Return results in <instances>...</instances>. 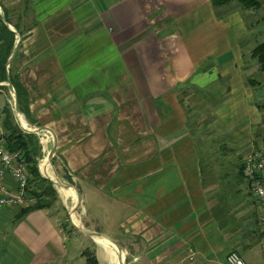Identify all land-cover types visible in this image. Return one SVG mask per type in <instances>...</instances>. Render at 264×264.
Returning <instances> with one entry per match:
<instances>
[{
	"label": "crops",
	"instance_id": "obj_1",
	"mask_svg": "<svg viewBox=\"0 0 264 264\" xmlns=\"http://www.w3.org/2000/svg\"><path fill=\"white\" fill-rule=\"evenodd\" d=\"M256 13L212 0H0L15 47L21 39L10 67L40 128L28 134L43 151L56 143L51 162L79 192L86 230L122 252L66 233L52 209L5 207L0 264H79L86 249L99 264H227L233 252L264 264L258 201L241 174L247 150L264 153ZM12 96L4 88L0 113L10 106L22 129ZM209 136L241 164L211 159ZM2 183L17 190L9 174Z\"/></svg>",
	"mask_w": 264,
	"mask_h": 264
},
{
	"label": "trees",
	"instance_id": "obj_2",
	"mask_svg": "<svg viewBox=\"0 0 264 264\" xmlns=\"http://www.w3.org/2000/svg\"><path fill=\"white\" fill-rule=\"evenodd\" d=\"M233 3L238 4L246 11L261 9L259 0H212V5L215 9L227 7ZM15 42V34L8 29L0 17V82H7L8 76L10 77L18 98L20 110L32 122L27 108L29 103L28 94L20 85L12 66L9 70L7 69L8 61L13 54ZM252 56L259 64L260 71L264 74V43L254 49ZM5 112L6 117L4 118L3 129L6 148L11 152L23 153L27 161L29 173L27 193L35 200V204L30 208L24 209L23 214L26 215L28 212L34 210H54L59 201V193L52 182L43 178L39 172L38 164L42 156V147L39 139L34 134L25 133L16 125L14 112L10 106H8ZM53 164H55L54 160ZM241 174L246 179L243 173V166ZM63 178L73 184L72 179L67 174H63ZM61 225L66 233L77 232L73 227L69 228L65 223ZM82 256L85 258V264H99L95 252L91 249H86L82 253Z\"/></svg>",
	"mask_w": 264,
	"mask_h": 264
},
{
	"label": "built area",
	"instance_id": "obj_3",
	"mask_svg": "<svg viewBox=\"0 0 264 264\" xmlns=\"http://www.w3.org/2000/svg\"><path fill=\"white\" fill-rule=\"evenodd\" d=\"M6 87H8L6 82H0V94ZM11 105L15 109L13 101H11ZM3 122L4 118L0 113V212L5 207L30 208L35 204V200L27 193L29 182L27 161L22 152L7 150ZM243 173L251 181L253 194L258 201L264 255V153L255 148L247 150L243 157ZM7 174L11 175L17 183L15 192L8 190L2 183ZM227 264H245V262L237 253L233 252L228 256Z\"/></svg>",
	"mask_w": 264,
	"mask_h": 264
},
{
	"label": "rangeland",
	"instance_id": "obj_4",
	"mask_svg": "<svg viewBox=\"0 0 264 264\" xmlns=\"http://www.w3.org/2000/svg\"><path fill=\"white\" fill-rule=\"evenodd\" d=\"M260 3H261V9L257 10L256 14L257 16L259 17H264V0H259ZM219 10V9H217ZM263 31L262 33H257V31ZM255 31H256V35H255V39L259 40L260 43L264 42V22L262 21L261 22V25L259 27H256L255 28ZM7 69L9 70L10 69V64L9 66L7 65ZM9 75V74H8ZM257 77H255L254 79H256ZM7 83V82H6ZM8 88V87H7ZM9 89V88H8ZM21 119L23 120L24 118L21 117ZM24 121V120H23ZM23 123H26L25 121ZM21 126H22V129L25 133H30L31 130L28 129V128H25L22 123L20 122ZM208 147L210 148L209 149V157L211 159H220V160H234L236 161V163H240L241 164V157H237V156H231V153L229 151H224L221 149L220 147V144H217L215 143V141H212V140H215V139H212V136H209L208 138ZM51 146H49V148L46 150V151H43L42 149V156L40 157V160H39V168H40V163L45 159V158H48V155L51 151ZM51 165L53 166L54 170H55V176L57 178V176H59L62 180H64L65 182L69 183L67 180H65L63 177H62V174L60 172L59 169H57L54 164L51 162ZM226 166V163L225 165ZM232 169L233 167L229 166V167H225L224 170L225 172H229L231 173L232 172ZM57 173V174H56ZM59 179V178H57ZM247 179V178H246ZM58 192H59V196H60V199L56 205V208L53 210V212L55 214H57L58 218L61 220V224L62 223H65L70 227H73L72 226V220H71V216H70V211H69V203L67 201V199L65 198V195L63 194V190L60 186H54ZM75 210H76V213H77V218L80 222V226L81 228H85L84 224L82 223L81 221V205L79 206V204H77V206L75 207ZM86 218V217H85ZM104 231V230H103ZM108 233V232H107ZM81 236V235H80ZM68 246H69V249L72 248L75 252L77 250H81V249H84V246L82 244H79V243H76L75 241H70L68 243ZM77 261L79 262V264H84L85 263V259L83 258H78ZM76 263V262H75Z\"/></svg>",
	"mask_w": 264,
	"mask_h": 264
},
{
	"label": "water",
	"instance_id": "obj_5",
	"mask_svg": "<svg viewBox=\"0 0 264 264\" xmlns=\"http://www.w3.org/2000/svg\"><path fill=\"white\" fill-rule=\"evenodd\" d=\"M20 41H21V39L18 40V43H17V45H16V47H15V49H14V53L12 54V56L10 57V59H9V61H8V66H9V64L11 63L12 59L14 58L15 53L18 51V48H19V45H20ZM7 86H8L10 92L12 93V95H13V97H14V99H15V112H16V114L18 115V117L22 116V117L24 118V120H25L27 126L29 127L28 129H30L31 132L39 131L40 128L37 127L36 125H34V124H33V123H32V122H31V121L25 116V114H23V113L21 112L20 107H19L18 98H17V95H16V92H15V89H14V87H13V84H12V82H11L9 76H8V79H7ZM56 152H57L56 143H54V144H53V147H52V149H51V151H50V153H49V155H48V159H49L50 163H51L52 159L54 158V156L56 155ZM39 171H40V168H39ZM40 174H41V176H42L43 178H45V179L49 180L50 182H52V184H53L54 186H60L61 188H65V189H69V188H73V189H75V191H76V193H77V195H78L79 203H80V201H81V200H80V199H81V198H80V194H79V192L76 190V188H75L72 184L65 182V181L62 180L59 176H57V178H59V180H60L62 183H61V182H60V183L55 182L53 179H50V178L44 176V175L41 173V171H40ZM56 174H57V173H56ZM72 226H73V228H74L77 232H79V233H81V234H84V235H86V236H88V237H90V238H101V239H106V240H108V241H109L114 247H116V249H117L119 255L122 256L121 249L119 248V246L117 245V243H116L114 240H112L111 238H108V237H106V236H104V235H102V234H99V233H97V232H92V231L86 230V229H84V228L78 227V226H76L74 223H72ZM123 264H125V260H124V263H123Z\"/></svg>",
	"mask_w": 264,
	"mask_h": 264
},
{
	"label": "bare ground",
	"instance_id": "obj_6",
	"mask_svg": "<svg viewBox=\"0 0 264 264\" xmlns=\"http://www.w3.org/2000/svg\"><path fill=\"white\" fill-rule=\"evenodd\" d=\"M24 122V121H23ZM22 125L25 127V128H27V124L26 123H22ZM48 162H49V159H48ZM41 169H42V171L46 174V175H48V176H50V177H48V178H50V179H53L55 182H58V183H60L61 181L59 180V179H57L56 178V176H55V174H54V172L52 171V170H50L49 172H47L46 170H47V168H46V166L45 165H41ZM62 183V182H61ZM62 192H64V193H68L69 195H71V204H69L70 205V216H71V219H72V222L76 225V226H80V222H79V220H78V218H77V213H76V210H75V207H76V205H75V207H74V204H75V201L77 200V202H79V200L77 199V193H76V191H75V189H73V188H69V189H65V188H62ZM97 240H104V242H105V244H107L108 246H112V248L115 250V252L117 253V249H116V247H114L108 240H106V239H97ZM115 253V254H116ZM118 254V253H117ZM116 254V256H117V258H118V255ZM123 259V258H122ZM117 264H123V260H120V262L117 260Z\"/></svg>",
	"mask_w": 264,
	"mask_h": 264
}]
</instances>
